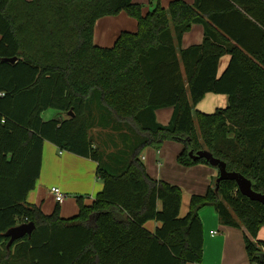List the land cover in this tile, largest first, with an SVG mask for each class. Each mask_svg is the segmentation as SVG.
Segmentation results:
<instances>
[{"label":"trees","instance_id":"1","mask_svg":"<svg viewBox=\"0 0 264 264\" xmlns=\"http://www.w3.org/2000/svg\"><path fill=\"white\" fill-rule=\"evenodd\" d=\"M121 11L137 30L122 31L112 47L96 45V20ZM193 23L203 25L204 38L178 54ZM207 93L226 94L228 104L194 112ZM94 99L140 135L115 173L103 167L89 135ZM171 106L170 122H157L155 110ZM48 108L65 117L45 120ZM168 140L183 144L179 164H209L188 155L207 149L264 193V0H170L168 8L157 0L147 13L133 0H0V264L201 263L197 211L205 205L222 224L243 228L251 264H264V241L254 240L264 204L234 180L221 181L218 191L214 181L180 216V187L153 179L140 158L145 147L159 150ZM44 141L98 162L103 190L92 204L76 195L74 217L62 218L58 206L46 214L27 200ZM150 219L162 222L155 232L145 227ZM29 222L32 233L9 244L6 233Z\"/></svg>","mask_w":264,"mask_h":264},{"label":"crops","instance_id":"2","mask_svg":"<svg viewBox=\"0 0 264 264\" xmlns=\"http://www.w3.org/2000/svg\"><path fill=\"white\" fill-rule=\"evenodd\" d=\"M133 1L141 5L140 2ZM167 1L169 4L170 0ZM185 1L189 4L194 2V0ZM137 26V20L125 11L100 17L94 25L93 41L102 47H112L122 31H136ZM203 38V25L193 23L191 29L182 37L180 47L177 48L178 54L184 48L201 43ZM229 60V54L220 58L219 75ZM227 104L226 94L207 93L193 111L213 113ZM173 111L172 106L156 109L157 122L163 125L168 124ZM64 117V113L57 111L50 119ZM88 119L92 145L99 151L101 162H105L107 166L115 170L124 167L129 161L133 148L139 142L140 135L130 124L119 122L112 113L101 107L96 99L89 108ZM164 143L159 150L151 146L145 147L140 153V158L153 179H162L180 187L182 191L180 216H184L189 211L191 197L205 195L217 178L218 170L205 163L183 166L178 162L183 144L172 140ZM97 168L98 162L93 158L61 150L56 144L44 141L40 175L35 188L29 192L27 200L40 207L46 214L52 213L55 202L54 207H59L62 218L74 217L79 211L76 195L81 196L84 203L92 204L97 194L103 190V181ZM53 186L61 188L66 195L62 203H58L50 192ZM197 214L203 226V255L201 263L189 264H251L245 245L246 231L243 228L222 224L217 210L212 205L199 208ZM161 225L162 222L155 219L145 223V227L153 232ZM254 240L264 241V224L258 229Z\"/></svg>","mask_w":264,"mask_h":264},{"label":"water","instance_id":"3","mask_svg":"<svg viewBox=\"0 0 264 264\" xmlns=\"http://www.w3.org/2000/svg\"><path fill=\"white\" fill-rule=\"evenodd\" d=\"M16 58H11L10 61H15ZM72 115V112H69ZM188 155L193 159H206L211 166H214L218 170V175L215 180V190L218 191L220 187V183L223 180H234L237 183V187L240 192L249 198L252 201H257L264 204V193L257 192L252 187V182L250 179L245 177L243 174L236 171H228L226 168V163L220 158L215 157L209 150L207 149H199L194 151L193 149L189 150ZM35 228V224L33 222L23 223L19 226H16L10 229L6 235L10 236L9 244H11L15 239L21 238L24 235H30ZM263 253L260 254L261 259L263 258Z\"/></svg>","mask_w":264,"mask_h":264},{"label":"rangeland","instance_id":"4","mask_svg":"<svg viewBox=\"0 0 264 264\" xmlns=\"http://www.w3.org/2000/svg\"><path fill=\"white\" fill-rule=\"evenodd\" d=\"M136 1H138V2H140L141 3V9H142V12L144 13V12H146L147 10H151V9H153V7L155 6V4H156V1L157 0H136ZM159 1V3H160V5L161 6H164V8H168V1L167 0H158ZM91 103V102H90ZM93 105V104H92ZM58 110L57 109H55V108H48V109H46L44 112H43V117L45 118V119H50L51 117H53L54 115H55V113L57 112ZM163 144H165V143H163ZM162 147H163V145L161 146V148L160 149H162ZM155 149V148H154ZM157 150V149H156ZM209 165V164H208ZM211 166V165H210ZM103 167L105 168V169H107L108 171H110V172H112V173H115V172H117L118 170H115V169H112V168H110L109 166H107L106 164H105V162L103 163ZM214 167V166H213ZM216 168V167H215ZM216 180V179H215ZM54 205H55V202H54ZM54 205L52 206L53 208H55L54 207ZM54 210V209H53ZM4 242V240H1L0 241V246H1V244Z\"/></svg>","mask_w":264,"mask_h":264},{"label":"built area","instance_id":"5","mask_svg":"<svg viewBox=\"0 0 264 264\" xmlns=\"http://www.w3.org/2000/svg\"><path fill=\"white\" fill-rule=\"evenodd\" d=\"M50 192L54 195V197L58 203H62L66 198V195L61 190V188H59L58 186L51 187Z\"/></svg>","mask_w":264,"mask_h":264}]
</instances>
